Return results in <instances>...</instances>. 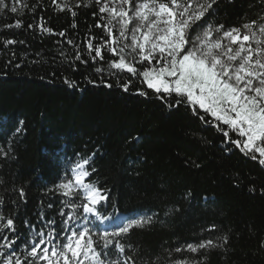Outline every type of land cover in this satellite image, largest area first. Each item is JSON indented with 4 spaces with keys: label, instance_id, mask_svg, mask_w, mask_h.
<instances>
[{
    "label": "trees",
    "instance_id": "obj_1",
    "mask_svg": "<svg viewBox=\"0 0 264 264\" xmlns=\"http://www.w3.org/2000/svg\"><path fill=\"white\" fill-rule=\"evenodd\" d=\"M4 2L0 214L14 219L15 235L0 233V243L6 235L16 241L15 251L22 252L26 244L36 242L32 237L45 221L55 220L57 232L65 229L63 221L73 209L64 201L81 204L83 193L64 197L55 186L72 176L76 163L88 159L85 169L90 176L85 181L109 193L98 211L118 220L106 223L94 215L85 220L82 208H76L79 219L68 224L57 240L83 226L93 233L111 232L120 221L151 217V223L121 238L126 245L123 255H133L136 264L200 261L205 255L204 264H264V165L259 159L241 152L217 129L220 122H208L214 118L198 106L194 114L191 106L176 103L174 93L149 89L139 72L155 66V59L151 64L133 61L136 74L111 68L109 62L118 57L107 51L103 59L92 60L88 38L96 44L105 36L96 27L100 14L94 0L87 6V0H79V6L78 0H57L67 2L75 17L57 9L52 0ZM13 6L16 13L11 12ZM262 14L264 0H217L200 23L227 28ZM17 21L19 28L14 26ZM41 25L52 32L42 31ZM61 31L65 35H59ZM6 40L15 43L6 45ZM220 126L228 130L227 125ZM229 137L238 139L232 131ZM25 221L35 227H26ZM223 236L228 238L224 248L173 251ZM110 250L115 251L111 246Z\"/></svg>",
    "mask_w": 264,
    "mask_h": 264
},
{
    "label": "snow or ice",
    "instance_id": "obj_2",
    "mask_svg": "<svg viewBox=\"0 0 264 264\" xmlns=\"http://www.w3.org/2000/svg\"><path fill=\"white\" fill-rule=\"evenodd\" d=\"M16 2L19 3L20 0ZM92 2L93 0H87L85 6ZM94 2L100 14L96 27L102 28L105 36L96 44L93 43V38H88V52L90 55L94 52L92 60L103 59V52L107 51L118 57L109 62L111 68L136 74L133 61L138 59L151 64L155 59V66L139 72L149 89L168 96L174 93L179 98L176 103L183 102L191 106L194 114L198 106L214 118L208 122H220L216 125L217 129L223 131V135L232 144L246 155L251 154L252 159H259L260 165H264V14L239 26L226 28L224 24L200 23L217 0ZM52 3L57 9L68 10L75 17L76 12L67 2L61 4L52 0ZM6 7L4 0H0V9ZM17 11V7H11V12ZM14 26L21 27L20 21ZM72 26L75 27V23ZM40 27L44 32H52L51 28L43 25ZM194 28L198 29L195 36L191 35ZM59 35L63 36L65 33L61 31ZM4 43L7 45L15 41L6 40ZM68 43L72 44V41L69 40ZM128 57H132V60ZM75 58L79 60L80 54L77 53ZM96 71L99 72L100 69L97 68ZM123 87L127 91L128 85L124 84ZM139 94L145 95L143 91ZM220 125H227L228 130H223ZM229 131L235 132L238 139L231 140ZM88 164V159H82L72 169V176L55 186V190L64 197L83 193L84 202L81 204L72 200L64 201L65 206L73 209L63 221L65 229L57 232L55 220L45 221L44 228L35 232L32 237L36 242L26 244L27 250L22 252L15 251V240L3 236L4 242L0 243V264H136L133 255H123L126 245L121 242V238L134 228L151 223V217L120 221L111 232L93 233L87 226H83L68 230L69 234L62 241L57 240L68 224L79 219L75 215L76 208H82L85 220L88 215H94L101 221L116 219L115 216H102L98 211V205L109 198V193L106 189L97 187L96 183L85 181L90 176V172L85 169ZM19 193L23 198V189ZM0 203H3L2 199ZM61 215H65L63 208ZM25 226L35 227L28 221H25ZM45 228L47 232L44 231ZM211 228L214 229L215 225ZM5 231H11L15 235L14 219L0 214V233ZM227 243V236H223L201 240L195 244L188 243L173 251L207 252L224 248ZM110 246L114 248V252L110 250ZM261 246L264 247V240L261 241ZM127 247L131 248V245ZM4 249L11 251L5 252ZM168 254L171 256L172 252ZM110 255H115L116 258L108 259ZM206 259V255L200 261L174 259L169 264H204Z\"/></svg>",
    "mask_w": 264,
    "mask_h": 264
},
{
    "label": "rangeland",
    "instance_id": "obj_3",
    "mask_svg": "<svg viewBox=\"0 0 264 264\" xmlns=\"http://www.w3.org/2000/svg\"><path fill=\"white\" fill-rule=\"evenodd\" d=\"M196 31H198V29L195 28V30H194L193 32H191V35L195 36V35H196ZM118 218H120V217H118ZM117 220H118V219H115V220L110 219V220H107L106 223H107V222H108V223L115 222V221H117Z\"/></svg>",
    "mask_w": 264,
    "mask_h": 264
}]
</instances>
